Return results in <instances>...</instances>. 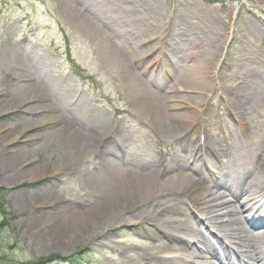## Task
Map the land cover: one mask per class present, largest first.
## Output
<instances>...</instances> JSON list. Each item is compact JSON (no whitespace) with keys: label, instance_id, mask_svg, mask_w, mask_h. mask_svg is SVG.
<instances>
[{"label":"rangeland","instance_id":"1","mask_svg":"<svg viewBox=\"0 0 264 264\" xmlns=\"http://www.w3.org/2000/svg\"><path fill=\"white\" fill-rule=\"evenodd\" d=\"M201 42L222 60L198 83L190 75L208 57ZM132 75L161 96L180 86L169 106L187 120L160 119L162 107L146 106ZM232 103L246 111L244 130L230 116ZM188 134L200 143L190 145ZM261 134L264 0H0L1 264L51 254L77 255L75 264L171 256L164 245H188L176 232L164 238L169 220L177 219L175 229L203 226L196 211L161 214L148 206L136 214L154 186L112 204L104 183L111 160L148 171L167 154L186 163L193 156L213 187L229 162L220 151L240 136L263 158ZM113 142L125 145L115 151ZM200 186L195 194L209 187Z\"/></svg>","mask_w":264,"mask_h":264},{"label":"bare ground","instance_id":"2","mask_svg":"<svg viewBox=\"0 0 264 264\" xmlns=\"http://www.w3.org/2000/svg\"><path fill=\"white\" fill-rule=\"evenodd\" d=\"M100 36L105 43L110 45V39L106 34L100 31ZM186 36L193 37L189 33H186ZM198 47L203 49L208 45L201 42ZM205 54L208 57L193 67L195 72L190 75V78L195 79L198 83H200L199 78L203 76L206 68L213 65V60L216 64L222 60V54H216L211 50V47H208ZM215 55H217L216 59ZM129 71H131L130 68ZM131 78L132 89L146 100V106L155 110L162 107L158 111L160 119L168 122L187 120L185 119L186 113H173L178 109L169 106L170 103L177 101L175 92L180 86L169 87L167 92H170L171 95L161 96L149 91L140 77L132 75ZM229 107L230 116L244 130L247 121L246 111L242 112L234 103L229 104ZM74 133L77 137L80 133L84 137V141L89 138L85 132L74 130ZM185 138L190 145L195 144L196 141L200 143L195 136L191 139L190 134L183 139ZM239 138L240 136L235 139L234 147H227L226 150L220 151V153L225 152L229 162L227 166L222 167L221 177H216L212 183L213 187L209 186L206 175L197 166L196 162L199 160L193 156L187 157L186 163L180 155L167 154V157L170 156V160L163 163L156 162L148 171H144L145 166L132 170L121 166L116 160H111L110 167L106 170L104 183L110 190L109 199L112 204L118 199L122 200L137 193V191L146 192L154 186L153 191H148L150 193L144 195L148 197V200L142 201L140 206L135 208L136 214L144 212L146 208H149L148 206H152L155 211L160 210L161 214H184L185 210L189 209L196 211L203 223V226H198L194 222H184L176 231L177 219L169 220L171 228L163 232L165 236L173 238L175 232L179 233L186 239L188 247L177 248L174 245H164V250L171 251L173 254L151 259L152 264L157 261L164 264H264V216L262 214L264 212V157L260 158L252 153L245 141L238 143ZM262 141H264V134L258 137V143ZM122 144L119 146L118 143L113 142L112 146L115 151H120V148L125 145ZM212 152L215 153L214 150ZM113 154L116 155V153ZM190 159L192 163L189 166ZM188 166L190 171L198 176L197 179L187 172ZM203 166L205 165L203 164ZM200 185L209 187L206 192L195 194L194 191L201 187ZM215 187L218 191L213 190ZM128 212L126 211V213ZM136 216L147 219L145 215ZM128 223L131 224L129 227L134 228L144 223V220L129 221ZM259 226L262 227L260 230H253ZM211 228L214 229V232L217 231L216 234L210 232ZM209 235L213 239H210ZM199 242L204 246L201 251L197 248Z\"/></svg>","mask_w":264,"mask_h":264},{"label":"trees","instance_id":"3","mask_svg":"<svg viewBox=\"0 0 264 264\" xmlns=\"http://www.w3.org/2000/svg\"><path fill=\"white\" fill-rule=\"evenodd\" d=\"M206 1L212 2V0H206ZM3 192H4V189L0 187V194H3ZM0 210L2 212V206H0ZM0 226H3V223H1ZM76 258H77V255L60 256L56 254H51V255H48L47 257H44L43 259H40L39 261H36V260L13 261V260H5L6 258H4L5 262H3L2 264H51V263H60V262H63V263L71 262L75 264L78 262V259Z\"/></svg>","mask_w":264,"mask_h":264}]
</instances>
